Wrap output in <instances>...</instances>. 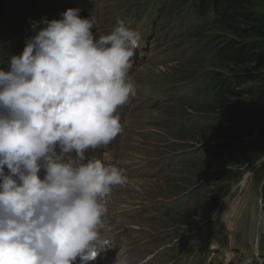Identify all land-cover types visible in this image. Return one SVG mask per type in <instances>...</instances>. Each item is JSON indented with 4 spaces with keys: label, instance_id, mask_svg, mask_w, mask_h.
<instances>
[{
    "label": "rangeland",
    "instance_id": "374dc122",
    "mask_svg": "<svg viewBox=\"0 0 264 264\" xmlns=\"http://www.w3.org/2000/svg\"><path fill=\"white\" fill-rule=\"evenodd\" d=\"M75 1L95 16L99 30H107L110 19L106 16H112L109 9L116 7V13L123 15L131 28L143 37L150 36V48H144L145 56L149 57L156 47L153 54L159 56L148 64L146 59L133 77L127 78L136 86L138 95L150 98V108L131 122L126 146L121 139L111 150L99 152L108 164L129 168L131 162H136L156 169L148 178L119 185L109 197L112 212L138 210V207L146 211L151 207L146 216L154 218L124 221L122 225H126L129 234L117 248L124 249L130 240H135L136 250L143 251L142 238L148 243L152 235L155 239L148 243L149 247L169 248L161 252L154 264H187V261L191 264L193 251L186 244L196 241L194 246L198 250L204 248L208 259V249L211 257L216 255L212 248L214 237L222 225L227 202L233 197L238 202L237 227L232 240L226 237L228 240L219 245L235 244L239 251H248L252 239L256 244L264 237V102L259 104V98L228 97L225 105L220 106L219 101L206 98L208 84H200L192 92L187 89L210 71L226 77H234L235 71L242 74L257 71L234 66L221 69L213 58L208 60L215 53V44L220 40L226 42L232 36L214 30L212 24L189 19L188 4L183 2L110 0L103 16L102 12H96L94 0ZM69 8H73L71 0H42L31 4L0 0V67L6 69L10 56L22 53L25 41L43 26V19H59ZM94 34L100 36L96 29ZM157 49L160 55H156ZM183 85L187 87L180 88ZM234 109L243 116L230 118L229 113ZM249 111L257 114L258 122L237 127L238 120L247 124L245 118ZM217 128L236 132L238 138L227 139L218 134ZM228 173L230 177L223 179ZM189 194H192L189 202L180 208L174 207L175 202ZM210 201L219 202L218 210L212 216H204V207ZM183 218L192 223L191 227L175 225ZM191 228L198 230L194 233L196 236L184 238L181 243L180 235L186 237ZM252 243L250 248L255 255ZM178 246L184 247L189 259L185 253L176 252ZM252 252L248 253V259ZM236 260L237 264H243L240 256ZM217 261L222 260L216 257L213 263ZM194 264H203L201 253Z\"/></svg>",
    "mask_w": 264,
    "mask_h": 264
},
{
    "label": "clouds",
    "instance_id": "9594fccd",
    "mask_svg": "<svg viewBox=\"0 0 264 264\" xmlns=\"http://www.w3.org/2000/svg\"><path fill=\"white\" fill-rule=\"evenodd\" d=\"M81 11L43 19L0 67V264H91L110 243L105 201L127 177L85 153L122 132L141 37L124 20L97 37Z\"/></svg>",
    "mask_w": 264,
    "mask_h": 264
},
{
    "label": "trees",
    "instance_id": "16d2710c",
    "mask_svg": "<svg viewBox=\"0 0 264 264\" xmlns=\"http://www.w3.org/2000/svg\"><path fill=\"white\" fill-rule=\"evenodd\" d=\"M25 4H31L34 1L42 0H20ZM188 4V17L194 19L201 24L211 25L214 30H220L229 33L232 37L230 40L223 42L218 41L215 44V53L211 55L216 63L222 69L230 66L237 68H246L251 71L242 74L238 71L233 73L234 77L223 76L219 72L210 71L199 82L189 85L191 92L198 88L200 84H208L209 91L206 98L219 101L220 106L225 105L226 98H259L258 103L264 102V0H173ZM181 8V7H180ZM196 15V16H195ZM209 52V51H208ZM201 59V58H200ZM191 86V87H190ZM248 86V87H245ZM257 104V103H256ZM239 110L234 109L229 113L230 118L242 117ZM232 116V117H231ZM239 116V117H238ZM246 123L238 120L237 127L243 128L250 123H257V114L254 112L246 113ZM218 134H222L227 139L238 138L236 132L224 131L223 128H217ZM249 134L247 133L246 136ZM230 177V173L226 174L223 179ZM224 190H222L223 192ZM221 192V193H222ZM192 197L189 194L178 203L187 202ZM264 200V192H263ZM219 207V202L210 201L204 207V216L214 215ZM175 225L178 227H188L192 225L186 218H183ZM191 227V226H190ZM197 229L191 228L193 237ZM200 233V232H199ZM199 235V234H198Z\"/></svg>",
    "mask_w": 264,
    "mask_h": 264
},
{
    "label": "bare ground",
    "instance_id": "6f19581e",
    "mask_svg": "<svg viewBox=\"0 0 264 264\" xmlns=\"http://www.w3.org/2000/svg\"><path fill=\"white\" fill-rule=\"evenodd\" d=\"M94 1L96 3L95 4L96 12H102L103 13L102 15L104 16L105 13H107L106 12V10H107V8H106L107 7V3H111V1L110 0H100V1L99 0H94ZM71 3L73 4L72 1H71ZM115 8L114 9L113 8H110L109 9V12L110 13H113L112 16H106V17H109V19H110V22L107 24L108 25L107 30L96 31V33L98 35H102V34L107 35V34H110L111 31H112V29L117 25L118 21L123 20V15H118L116 13V12H118V10L115 9ZM85 12H87V11L85 10ZM105 21H103V22H105ZM95 22H96V26H99L97 20H95ZM149 38H150L149 35H146V36L144 35L143 39L140 40V46L136 49L135 56L133 57V66L129 70L128 77L127 78H132L133 75H134V73L141 67V65H143L145 63L146 59H148V63H150L151 60H157L158 59L159 56L158 57H155V55L153 54V52H151V54H153L154 56L153 55H150L149 57L148 56H145L146 50H149V48H150V46H149L150 45V42L148 41ZM143 43L146 44V50L142 46ZM158 53H159V50L156 53V55ZM193 84H191V85H193ZM184 86H186V85H183L181 87H184ZM121 112H123V113H131V111L126 110V107L124 105L117 110V114L120 115ZM130 130H131V124L129 122H127V130H126L125 134L127 135L128 133H130ZM108 149L111 150L112 147H108ZM203 152H204V150H203ZM134 163H136V162H134ZM128 181L129 182H137V180H128ZM237 208H238V202L235 201V200H233V197H230L229 200H228V202H227L226 209L224 211V216L222 218V225L217 230L216 236L214 237V241H213V244H212V248H214V249L218 248L219 244L223 243L225 240H228V239H226V237H229L232 240V237H233V235L235 233V230H236V227H237V225H236V212L238 211ZM109 218H110L109 215H107V213H106V215L104 217V224H103V227L100 229V231H101V235H102V237L104 239H106L108 241H112V242L115 243L117 240L120 239V237H118V236L115 237L113 235L114 234L113 232L116 230V226L113 223V221H111ZM124 229H125L126 233L129 234V230L126 228V225H124ZM153 239H155V236L150 235V241L148 243L150 244ZM141 241H142L141 243H142L143 246L148 245V243L145 242L144 238H142ZM171 251L173 252L172 249H171ZM180 251L183 252V253H185L186 250L184 249L183 246L182 247H179L178 246L177 249H176V252H180ZM103 253H104L103 254L104 256L101 259V263H107L111 259L117 258V257H115L113 255H116L119 258H121L124 261H126L124 259L126 253L123 252V249L117 248L115 245H112L111 247L108 246ZM229 253H231V250L230 249L228 250V253L227 254H229ZM256 257L258 258V260H257V263H255V264L264 263V251L261 250L259 253L256 254ZM230 258H231L230 256L227 257V261L226 262L228 264L231 262V259ZM97 263H99V262L96 261V260L93 261V262H91V264H97ZM123 264H125V263H123Z\"/></svg>",
    "mask_w": 264,
    "mask_h": 264
}]
</instances>
